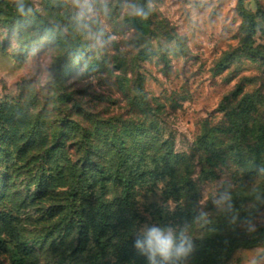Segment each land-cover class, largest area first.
<instances>
[{
  "label": "rangeland",
  "instance_id": "rangeland-1",
  "mask_svg": "<svg viewBox=\"0 0 264 264\" xmlns=\"http://www.w3.org/2000/svg\"><path fill=\"white\" fill-rule=\"evenodd\" d=\"M144 3L146 43L126 21V5L140 0H0V264H147L132 247L145 224L187 226L195 250L183 264H264V173L235 162L204 167L194 150L206 130L241 122L249 106L248 127L264 129V0L243 1L251 26L240 0ZM43 16L65 18L84 48L81 64L60 74L64 49L29 41ZM141 95L145 111L131 102ZM139 127L189 159V171H177L184 196L161 154L140 144L133 152L146 172L134 171L128 189L116 177L109 136L134 138ZM90 149L104 150L110 174L83 166ZM225 192L231 210L214 203Z\"/></svg>",
  "mask_w": 264,
  "mask_h": 264
},
{
  "label": "trees",
  "instance_id": "trees-1",
  "mask_svg": "<svg viewBox=\"0 0 264 264\" xmlns=\"http://www.w3.org/2000/svg\"><path fill=\"white\" fill-rule=\"evenodd\" d=\"M241 1V12L247 19V22L251 25L255 24V20L253 19V13L247 11L243 5L244 0ZM145 0H140L141 6L145 3ZM144 7V6H143ZM26 14V13H25ZM25 16L24 14H20L19 17ZM42 16V15H41ZM57 20H50L48 17L43 16L38 19L35 18V24L31 26L33 28L36 26V35L34 37H30V42L35 43L37 36L47 37V41L53 45H59L64 49V53L57 60V70L62 73L65 63L70 64H81L84 61L85 51L84 48L81 47L78 42L72 37L68 32V28L66 26H62L59 20H65L63 17H56ZM33 20V21H34ZM32 19H27V23L31 22ZM126 21L137 30V34L143 43H146L147 39L152 34L151 30V19L149 14L147 18L142 16L132 15L126 18ZM71 28H69L70 30ZM251 31V30H250ZM251 35H254V31H252ZM245 50L255 52L257 54V48L253 47V45L249 44L247 41L245 43ZM91 62V63H90ZM133 63V60H132ZM96 61L88 58L85 62V65H88L90 68H95ZM99 65V64H98ZM71 73V68L66 70V75ZM119 79H121L119 77ZM127 82V81H126ZM126 82H122V86L125 88L127 86ZM126 90V88H125ZM140 92L141 90L138 89ZM134 98V97H133ZM131 102L134 105H137L141 111H145L147 99L141 96H136V98L131 99ZM247 110H245L243 116L241 115L242 121H236V119L232 118L229 126L225 127H212L209 130H206L205 133L199 138L196 143L195 151L202 155L201 164L203 166H216L218 164L226 165L227 162H235L238 163L239 166L248 167L254 173H258L259 170L264 168V129L259 128L260 135H255L254 128L248 127V119L250 118V112H254V107L249 106ZM234 117H236L233 114ZM79 125V124H78ZM144 126V125H143ZM140 131L136 133L134 138H128V133L125 132L122 135L121 141L119 142L120 137H116L115 135L109 136L110 146L113 147V153L115 156L119 157L118 163L116 164L114 172L116 173V177L121 180L125 187L128 189L131 187L133 182V173L137 172L138 175L146 172V163L144 158L137 159V155L133 152V147L140 144V148L143 149V153L153 151V154H161L160 158L161 163L165 164L166 167L169 168L171 173V179L173 180V188L176 189L180 194L185 195L186 189V177H181L180 172H177L179 168H184L189 171L190 169V161L187 157L179 156L173 150L168 147V143L160 140L155 135H151L149 130L145 127H139ZM156 131L158 128H155ZM261 131V132H260ZM151 135V136H150ZM249 136L253 137L254 144L247 145ZM107 140V139H104ZM135 141L136 144H132L131 142ZM106 155V154H105ZM104 150H100L98 156L92 152V150H87L86 155L84 156V167H88L90 165L100 166L103 162ZM101 173L110 174L111 171L106 168V165H103L102 169H98ZM107 170V171H106ZM96 171V170H95ZM80 187V181L76 185ZM83 234L81 231L80 235ZM99 241L100 238H99ZM82 242V237H81ZM206 249H210L214 246V244L205 245Z\"/></svg>",
  "mask_w": 264,
  "mask_h": 264
},
{
  "label": "clouds",
  "instance_id": "clouds-1",
  "mask_svg": "<svg viewBox=\"0 0 264 264\" xmlns=\"http://www.w3.org/2000/svg\"><path fill=\"white\" fill-rule=\"evenodd\" d=\"M131 14L147 18L151 11V5L145 7L137 4H127ZM21 5L20 11L23 12ZM264 173V168L260 170ZM231 196L227 192L222 193L214 203L217 207H226L231 210ZM206 213L199 211L197 220L205 219ZM236 217L233 216V221ZM248 223V221H242ZM133 249L146 258L147 264H183L194 252V241L188 233L187 226L145 224L141 227L133 241Z\"/></svg>",
  "mask_w": 264,
  "mask_h": 264
}]
</instances>
